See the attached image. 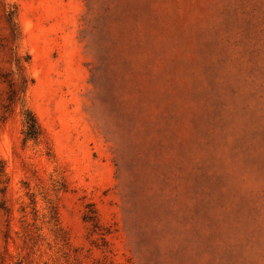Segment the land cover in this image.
Instances as JSON below:
<instances>
[{
	"label": "rangeland",
	"instance_id": "obj_1",
	"mask_svg": "<svg viewBox=\"0 0 264 264\" xmlns=\"http://www.w3.org/2000/svg\"><path fill=\"white\" fill-rule=\"evenodd\" d=\"M0 264H264V0H0Z\"/></svg>",
	"mask_w": 264,
	"mask_h": 264
},
{
	"label": "trees",
	"instance_id": "obj_2",
	"mask_svg": "<svg viewBox=\"0 0 264 264\" xmlns=\"http://www.w3.org/2000/svg\"><path fill=\"white\" fill-rule=\"evenodd\" d=\"M25 125V140H37L40 135V129L34 116L28 111H26Z\"/></svg>",
	"mask_w": 264,
	"mask_h": 264
}]
</instances>
